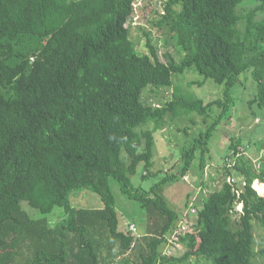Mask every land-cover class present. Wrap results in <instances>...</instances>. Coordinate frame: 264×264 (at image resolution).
<instances>
[{"label":"trees","instance_id":"obj_1","mask_svg":"<svg viewBox=\"0 0 264 264\" xmlns=\"http://www.w3.org/2000/svg\"><path fill=\"white\" fill-rule=\"evenodd\" d=\"M135 1L0 0V264H264V246H254V223L264 233V196L252 187L264 169L238 141L230 148L243 184L226 180L233 174L227 165L218 188L204 193L201 183L196 217L178 235L181 255L171 254L167 237L188 214L158 191L187 175L198 148L204 165L211 131L243 73L257 83L254 101L264 107V0H159L157 25L173 33L179 61L169 52L161 61L151 45L149 54L136 51L128 26ZM190 70L203 80L189 84L213 79L225 99L203 104L182 92L171 76L184 80ZM173 85L162 104L142 100L147 86ZM214 105L222 108L218 117L182 149L179 167L169 166L147 191L133 186L140 165L142 178L153 174L155 133L183 110L205 119ZM109 178L140 202L141 234L119 228ZM84 189L103 207L73 205L71 194ZM56 208L61 218L51 223Z\"/></svg>","mask_w":264,"mask_h":264},{"label":"rangeland","instance_id":"obj_2","mask_svg":"<svg viewBox=\"0 0 264 264\" xmlns=\"http://www.w3.org/2000/svg\"><path fill=\"white\" fill-rule=\"evenodd\" d=\"M145 4H147V8H144ZM251 6H247L244 9L251 8ZM162 7L159 4V0L135 1L134 13L128 19L130 38L137 52L149 54V45H151L155 48L161 61H165V52L171 53L174 59L179 61L181 55L176 49L173 33L166 26L160 27L157 25L159 15L162 13ZM261 17L260 13L256 16V18ZM171 78L174 82L173 84L182 83V92H190L193 98H201L203 104L214 99H225L223 95L224 86L217 84L213 79L204 80L200 86L196 83L189 84V82L203 80V77L197 72L186 71L182 77L184 80H181L180 76L175 74ZM239 80V83L230 90L233 102L228 113L211 131L204 165L201 166L200 164V148H198L191 168L186 173L187 175L183 178L179 177L171 180L159 187L158 191L165 196L171 207L180 213L182 211L184 213L190 212L181 220L182 223L180 224L183 226L190 224L196 217L192 208L196 209L199 206L201 183L205 186V189L202 190L204 193L218 188L221 183L223 166L227 165L233 173L227 176L226 180L230 179L228 177H233L239 186L243 184L234 169L237 161L236 156L239 154L235 155L232 152V148H230L232 141L239 142L237 145L238 150L251 159L258 171L264 169V107L258 106L257 102L254 101L257 93V83L252 80L250 72L243 73ZM173 89L174 85L168 88L162 87L159 91L152 86H147L142 91V100L154 106L162 104L170 99ZM221 109L220 106L216 105L207 109L205 119L196 111L186 112L183 110L182 114L176 116L168 126L156 132L154 135L153 165L149 168V171L154 175L142 178L143 165H140L136 174L131 177L133 186L147 191L153 183L165 176L166 173L164 171L170 169L169 166L175 163L174 168H178L180 164L176 163V160L179 159L182 149L195 144L205 135L211 124L218 117ZM109 185L115 199V208L119 214V228L126 230L127 226L133 222L136 224L135 234L139 235L144 232L146 217L140 202L123 194L114 178H109ZM70 200L75 206L93 209L103 207V202L98 194L89 189L73 192ZM21 206L30 214H39L37 210L32 209L25 201H21ZM60 210L56 208L51 214L47 215L48 218L50 217L51 223H55L61 218ZM254 224V246L255 249L259 250L264 246V233L256 223ZM173 232L167 238H169L168 240H174V243H168L167 248L172 252L171 254L181 255L184 247L178 242V237L175 239L172 237L171 234ZM257 260L263 262L262 258Z\"/></svg>","mask_w":264,"mask_h":264},{"label":"built area","instance_id":"obj_3","mask_svg":"<svg viewBox=\"0 0 264 264\" xmlns=\"http://www.w3.org/2000/svg\"><path fill=\"white\" fill-rule=\"evenodd\" d=\"M228 178H230V179H227V181L228 182H230V183H235V179L233 178V177H228ZM255 181H258V180H255ZM260 183H264V181L262 182V181H259ZM253 186V185H252ZM257 190V189H256ZM236 192L237 193H239L240 192V189H237L236 190ZM257 192L261 195V196H264V193L263 194H261L258 190H257ZM193 207V206H192ZM241 204H237L236 205V209L238 210V211H241ZM191 211V210H190ZM192 211H193V213L195 212V208H192ZM189 214L190 212H186L185 214ZM135 224H133V223H131V224H129V230H131V231H135ZM186 229V226H183V225H181L180 226V230H176L173 234H172V237L175 239L176 237H178V235H180V233H182L184 230ZM168 243H170V244H173L174 243V240H168ZM169 251H167V253H168Z\"/></svg>","mask_w":264,"mask_h":264},{"label":"bare ground","instance_id":"obj_4","mask_svg":"<svg viewBox=\"0 0 264 264\" xmlns=\"http://www.w3.org/2000/svg\"><path fill=\"white\" fill-rule=\"evenodd\" d=\"M253 187L255 189H257L261 194H263L262 192H264V184H260L258 181L254 182Z\"/></svg>","mask_w":264,"mask_h":264},{"label":"clouds","instance_id":"obj_5","mask_svg":"<svg viewBox=\"0 0 264 264\" xmlns=\"http://www.w3.org/2000/svg\"><path fill=\"white\" fill-rule=\"evenodd\" d=\"M253 185V184H252ZM253 187V186H252ZM254 188V187H253ZM255 189V188H254ZM256 190V189H255ZM256 192H257V190H256ZM258 193V192H257ZM259 194V193H258ZM260 195V194H259ZM131 223H133V222H131ZM134 224V223H133ZM128 227V229H129V225L127 226ZM134 233L136 232V228H135V231H133Z\"/></svg>","mask_w":264,"mask_h":264}]
</instances>
